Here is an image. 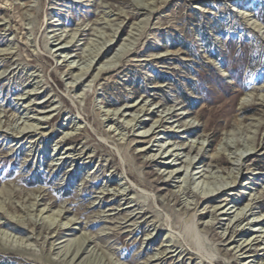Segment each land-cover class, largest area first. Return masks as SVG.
Masks as SVG:
<instances>
[{"label": "rangeland", "instance_id": "obj_1", "mask_svg": "<svg viewBox=\"0 0 264 264\" xmlns=\"http://www.w3.org/2000/svg\"><path fill=\"white\" fill-rule=\"evenodd\" d=\"M3 49L0 264L264 263V0H0Z\"/></svg>", "mask_w": 264, "mask_h": 264}, {"label": "bare ground", "instance_id": "obj_2", "mask_svg": "<svg viewBox=\"0 0 264 264\" xmlns=\"http://www.w3.org/2000/svg\"><path fill=\"white\" fill-rule=\"evenodd\" d=\"M253 24V23H252ZM254 25V24H253ZM252 25V26H253ZM254 27H256V26H254ZM63 49H65V47L64 46H61V47H59L57 50H63ZM6 49H3V50H0V54H6V53H1L2 51H5ZM7 51V50H6ZM121 50H119L118 51V53L120 52ZM117 53V54H118ZM87 65V67L86 68H88L89 66V64H86ZM81 70V69H80ZM87 70V69H86ZM86 70L85 71H83L81 74L79 73V75H77L78 77H80V76H82V75H84L85 74V72H86ZM77 77V78H78ZM80 79V78H79ZM29 94H31V93H29ZM30 96H28L27 98H29ZM49 101V99H47L45 102H48ZM138 104H136V105H131V107L132 108H134V107H136ZM22 106V105H21ZM24 108V110L26 109L27 110V108L28 107H23ZM142 110H145L146 111V109H143V107L142 106H139V108L137 109V110H135V112H137V111H142ZM112 115H116V113L114 112V113H112ZM120 115L121 116H123L124 115V113H120ZM167 115H170V116H175V114H173V112H171V113H168ZM131 116V118H130V120H135V123H134V125L133 126H135L136 125V123L138 122L139 124H142V120H140L139 118H137L136 117V115H130ZM117 118H113L112 116H110V117H108V121H111V123H118V120L117 121H115ZM37 120H39V121H42L43 119H37ZM127 121H129V120H127ZM127 121H126V123H127ZM163 120L161 119V122H162ZM164 122V121H163ZM38 123V122H37ZM159 123V122H158ZM121 125V124H120ZM132 126V127H133ZM132 127H130V128H132ZM158 126H156L155 128H157ZM152 132H154V131H152ZM34 133H36V127H35V125H33L32 123H30V124H26V126H24V128H22L19 132H17V134H18V136L17 137H19L20 139H25L26 137H28V136H31L32 134H34ZM148 132L146 131V132H144V133H142V134H137V135H139V136H144V137H148V136H150V135H148L147 134ZM63 138H66L65 136L63 137ZM63 139H61V141H62ZM63 142V141H62ZM151 147H152V145H150L149 147H145L143 150L144 151H146V150H152L151 149ZM160 148V147H159ZM190 148V147H189ZM66 151H68V150H72V147L70 148V147H68V148H66L65 149ZM175 150V149H174ZM65 151V152H66ZM159 152V150L157 151V152H155L152 156H150L149 157V159L148 160H151V161H157L158 159H157V153ZM166 152V151H165ZM171 155H174L175 156V159L178 157V154L177 153H174V154H172V153H170V155L169 156H171ZM160 156L161 155H159V157L158 158H160ZM246 157H247V155H246ZM245 156H244V158H243V154H235V161H238V162H240V163H238L237 165H239V167H240V165H241V163H242V161H243V159H245L246 158ZM243 158V159H242ZM217 161H221L219 158H217L216 159ZM65 161V160H64ZM167 162H163V164H166V166L167 167H170V166H173L175 163H172V161H169V160H166ZM191 161V160H190ZM189 163H191V162H189ZM239 167L237 168V169H239ZM183 171H181L180 172V170L179 169H171L170 171H167L166 173H164V170L162 171V173H161V176L162 175H164V176H166L167 178H171V179H166L165 180V182L166 183H164L165 185H168V183L173 179V178H180V174L182 173ZM237 174H238V171H237ZM234 177V179H233V182H234V180L236 179V177L237 176H233ZM167 180H170V181H167ZM185 182V181H184ZM182 188V187H181ZM227 188H229V185H228V187L226 186V187H224L220 192H217L215 195H213V196H211V198L209 197V199H216V198H219L220 197V195L222 194V192H223V190H225V189H227ZM180 190V189H179ZM182 190H183V188H182ZM181 190V191H182ZM183 192H184V190H183ZM227 204H225L224 206H226ZM223 206V207H224ZM223 207H216L215 209H216V211H215V213H217L218 212V210L217 209H222ZM229 210H230V208H228ZM227 209V210H228ZM251 209V208H250ZM250 209H248L249 211H250ZM227 210L226 211H224V210H220L219 211V213H218V215H220V214H227ZM247 210V211H248ZM42 211V210H41ZM247 211L246 212H243L242 214L240 213V212H236L235 213V211H233L232 213H235V214H233V217L232 218H227V220H228V223H227V228H228V226H229V224L232 222V220L233 219H235V221L237 222V221H239L240 219L239 218H244V216L246 215V213H247ZM0 212H2V213H4V211L2 210V207H0ZM242 212V211H241ZM227 215H229V214H227ZM229 217H230V215H229ZM10 221V220H9ZM9 221H7V223L9 224ZM6 221L5 220H1L0 221V226L2 225V224H6L5 223ZM15 222V221H14ZM18 222V221H17ZM254 222H256V221H254ZM258 222H261V221H258ZM18 228H16V227H14V230H16V231H18L17 230ZM250 231H252V232H256V230H257V228H251V229H249ZM235 233V232H234ZM241 234L243 235V234H245V231L244 230H241ZM253 235H251L250 237H252ZM256 236H261V235H254V238L253 239H251V241H249V238H246L245 240H243L241 243H239V244H236L233 248H235L236 249V251H241V250H243L246 246H250L251 245V243H252V241L253 240H256L257 238H256ZM8 248V247H7ZM6 249H1L0 248V252H4ZM247 264H249V263H247ZM264 264V263H263Z\"/></svg>", "mask_w": 264, "mask_h": 264}]
</instances>
